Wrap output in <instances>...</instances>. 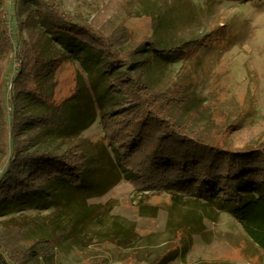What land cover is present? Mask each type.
Wrapping results in <instances>:
<instances>
[{
  "label": "trees",
  "instance_id": "16d2710c",
  "mask_svg": "<svg viewBox=\"0 0 264 264\" xmlns=\"http://www.w3.org/2000/svg\"><path fill=\"white\" fill-rule=\"evenodd\" d=\"M14 1L36 6L39 35L26 40L25 23L16 19L11 30L0 13V57L11 65L10 72L6 66L0 70V149L9 155L0 172V215L76 207L73 225L81 229L93 214L87 201L106 190L107 181L92 176V167L107 147L110 172L118 168L134 185L168 191L173 198L186 195L231 215L262 251L264 262V141L249 149H227L180 123L183 99L150 85L159 61L180 57L182 47L157 45L123 28L104 35L72 18L54 0ZM208 36L218 40L225 32ZM50 41L63 53L50 51ZM127 41L131 45L124 48ZM144 52L147 57L138 61ZM67 71L70 81L63 84ZM22 101L37 110L23 115ZM94 123L100 136L92 149L76 144L52 154L31 148L41 134L73 135ZM26 130L29 136L20 139ZM51 248L46 243L12 250L0 237V264L41 258L51 262ZM173 250L149 264H170Z\"/></svg>",
  "mask_w": 264,
  "mask_h": 264
},
{
  "label": "rangeland",
  "instance_id": "374dc122",
  "mask_svg": "<svg viewBox=\"0 0 264 264\" xmlns=\"http://www.w3.org/2000/svg\"><path fill=\"white\" fill-rule=\"evenodd\" d=\"M54 1L104 35L123 28L157 45L158 41L165 47L180 45L182 55L160 60L150 79L154 91L183 99L180 123L230 150L264 141V0ZM35 7L0 0L8 26L13 30L14 20H21L22 35L29 41L39 35ZM212 31L225 36L212 41L208 36ZM129 45L127 41L123 47ZM47 48L63 53L53 41ZM147 55H138V61ZM5 66L0 57V70ZM6 69L10 72L11 65ZM64 75L67 84L70 71ZM21 106L23 115L37 110L33 103L22 101ZM99 133L94 123L73 135L41 134L31 148L62 154L79 144L89 150ZM28 136L26 130L19 138ZM104 149L92 176H103L106 190L87 201L93 214L81 229L73 225L79 215L76 207L0 215V237L12 250L46 243L51 248L45 239L56 243L51 262L41 258L23 264H149L173 249L170 264H264L262 251L231 215L186 195L173 198L168 191L134 185L120 169L110 172L112 154ZM8 156L0 149V172Z\"/></svg>",
  "mask_w": 264,
  "mask_h": 264
}]
</instances>
